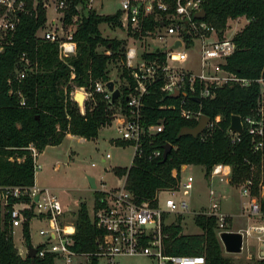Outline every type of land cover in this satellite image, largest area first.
I'll list each match as a JSON object with an SVG mask.
<instances>
[{
    "label": "trees",
    "instance_id": "16d2710c",
    "mask_svg": "<svg viewBox=\"0 0 264 264\" xmlns=\"http://www.w3.org/2000/svg\"><path fill=\"white\" fill-rule=\"evenodd\" d=\"M84 0H69L63 20L72 24L78 12L75 5ZM205 19L218 29L225 28L229 18L244 15L247 22L235 32L234 52L228 56L224 66L237 76L252 81L247 86L224 84L216 88L211 97L200 103L187 93L183 99L186 107L200 108L213 119L220 115L219 122L205 137L182 135V127L194 126L180 114V99L161 90L163 79H157L144 96L143 124L145 127L161 122L160 132H145L141 138V153H135L128 167H114L117 175H126L125 187L136 201H150L157 205L159 191L174 189L179 182V171L183 165H201L208 176L210 168L217 162L232 167L231 182L238 183L247 177L253 178L256 186L264 184V147L253 151L251 138L245 131L241 139L232 142L227 133L232 115L241 118L254 112L261 85L264 87V0H204ZM46 21V11L40 4L31 14H22L9 43L0 51V183H34V167L30 151L32 143L39 151L48 145H58L67 134L94 139L99 130L111 124L114 107L125 111L127 95L134 91L135 82L124 63L120 76L125 84L118 86L120 97L107 101L94 90L96 81H113L109 77V63L123 62L127 37L103 35L101 22L121 26L120 11L102 13L94 7L84 8L75 21L73 38L76 52L63 60L58 55L54 41L36 35L37 29ZM100 46L102 48H100ZM106 49L110 53H106ZM29 60L25 77L17 78L22 69V54ZM262 78L263 83L256 81ZM114 85L115 82L113 81ZM83 87L91 95L85 99L84 112L71 97L75 88ZM20 91V94L18 93ZM21 96L25 103L20 104ZM121 145H132V141L114 139ZM172 145L167 158H150L155 150L163 152V146ZM22 160H10L9 157ZM176 169L177 174L172 175ZM257 188H254V193ZM101 192L94 190V203ZM22 225V237L26 246L32 245L30 235L31 212ZM195 225L200 233H184L180 214L164 225L163 249L166 254L203 255L204 264H232V258L223 254L218 239L215 217L195 214ZM75 232L70 248L79 254H89L87 264H99L91 255L97 249L98 230L86 203L80 202L74 213ZM42 245H36L39 249ZM39 264H55L54 257H36ZM0 264H30V259L19 254L13 241L9 215L0 208ZM255 264H264V257Z\"/></svg>",
    "mask_w": 264,
    "mask_h": 264
},
{
    "label": "built area",
    "instance_id": "2783aa9c",
    "mask_svg": "<svg viewBox=\"0 0 264 264\" xmlns=\"http://www.w3.org/2000/svg\"><path fill=\"white\" fill-rule=\"evenodd\" d=\"M96 8L102 7L103 0H96ZM119 3L121 26L130 36L125 47L123 63L131 73L135 82L134 91L126 97L125 111L115 113V129L118 138L132 141L135 153H141V138L145 132L162 131V123L145 127L143 124L144 96L148 89L159 78L163 79L161 90L167 94L179 91L175 96L180 99V114L186 120L199 122L205 115L200 108L186 107L183 97L189 93L197 103L202 98L214 95L216 88L232 83L247 86L252 80L237 76L227 69L224 64L229 55L235 50L232 35H225V28L218 29L204 16L195 14L204 8V0H117ZM45 8L46 21L40 26L36 35L44 40L54 41L58 46V55L61 59L76 52V41L73 38L75 21L81 12V6L88 9L94 6V0H84L75 5L78 12L73 15L72 24L63 20L65 8L69 0H0V51L9 43L22 14H31L37 10L38 5ZM51 6L58 15L47 19V7ZM205 9V8H204ZM238 17V16H237ZM248 19L246 16H244ZM179 41V42H178ZM190 52L196 53L197 60L189 61ZM106 53H110L106 49ZM23 67L18 70L17 78L25 77L29 60L22 54ZM193 60V59H192ZM30 68V67H29ZM256 81L263 83L262 78ZM107 82L96 81L94 90L101 93L105 100L111 101L112 91L106 86ZM87 99L91 93L83 87L78 88ZM77 90V89H76ZM20 94V91H18ZM71 97L75 100L74 91ZM84 99V100H85ZM199 99V100H197ZM76 101V100H75ZM77 102V101H76ZM25 103L21 96L20 104ZM81 113L84 112L80 106ZM220 120V115L209 118L202 132L198 135L205 137ZM241 131L227 128L228 136L232 142L241 139L245 131L251 138L253 151H260L264 147V87L258 96L254 112L243 118L240 117ZM26 149L30 151L34 171L39 168L38 157L40 151L30 143ZM162 156V151L155 150L150 158ZM106 159L110 154H106ZM10 160H22L21 157H9ZM179 171V177L181 173ZM172 175L177 170H172ZM232 167L228 163L217 162L210 168L208 177L210 182L217 178L220 183L236 184L241 196L248 199L246 206L247 217L258 216L264 218V184L258 182L257 186L251 177L238 183L231 182ZM124 183L126 175L124 174ZM179 178L177 187L169 189L172 193L180 186L187 193L193 185V177L186 176L182 181ZM211 185V184H210ZM257 192L254 193V188ZM100 195L93 203L91 216L98 230L97 249L91 254L97 257L99 264H114L115 258L120 256H143L156 262V264H204L203 255L195 254H166L163 249V227L165 215L187 213V201L180 202V209L172 197H167L162 206L151 205L150 201L138 202L125 184L118 189H98ZM209 203L206 207L194 210V214L213 216L216 219V232L219 241L220 234L229 229L230 215L221 208L220 200L215 198V189L209 188ZM221 198H225L221 194ZM0 208L9 215V224L12 234L15 227L23 225L31 212V219L39 218L47 221V226L39 230L43 236L36 245L35 258H44L52 255L55 264H79L80 257L88 258L89 254H79L70 248L73 243L72 235L75 232L73 221H66L64 208L59 198L46 187L35 182L31 185L1 184ZM252 231L260 233L258 237L264 241V224L249 225L245 228L246 235ZM243 234V231L240 230ZM22 233V232H21ZM22 235V234H21ZM23 238V237H22ZM223 245V244H222ZM19 254L22 255L21 251ZM28 246L25 247L26 256ZM87 264V263H86Z\"/></svg>",
    "mask_w": 264,
    "mask_h": 264
},
{
    "label": "rangeland",
    "instance_id": "374dc122",
    "mask_svg": "<svg viewBox=\"0 0 264 264\" xmlns=\"http://www.w3.org/2000/svg\"><path fill=\"white\" fill-rule=\"evenodd\" d=\"M97 5L98 2L94 0L93 7L102 13H113L119 10L117 0H103L102 7L96 8ZM57 15L51 6L47 7L48 20ZM245 23V17L229 18L225 35L235 34ZM99 26L105 36L127 37V40L130 39L124 28H120V26H112L104 22H101ZM100 48L102 47L100 46ZM196 60V53L192 54L190 52L189 61ZM122 63L120 61L109 63V77L115 82V88L126 83L120 76ZM76 92L82 91L75 88L74 96ZM119 108V105L116 104L114 111L119 112ZM116 137H118V133L115 129V121H111V124L102 127L98 136L94 139H80L79 136L66 135L58 145H49L40 151L38 157L40 167L35 169V182L41 187L49 188L67 210H76L79 202H84L91 214L94 190L90 185L89 177L94 178L98 189L121 188L124 184V176L115 174L112 168L128 167L135 154L133 145L118 144L114 141ZM107 153L110 154L108 159L105 158ZM188 175L193 177V185L187 193L183 192L181 186L173 193L167 189H163L158 193V204L160 206L163 205L167 197H172L175 200L178 209H180L179 205L182 200L187 201L189 211L180 214L183 232L194 233L200 230L193 220L194 210H199L208 205V191L211 186L216 191L215 198L220 200L222 210L230 215L229 229L243 231L241 252L236 254L227 253L221 244L223 254L232 258V264H255L259 258L264 257V246L260 245L263 240L258 238L261 234L252 231L246 235L244 232L249 225L264 224V218L258 216L247 217L248 199L239 194L236 184L230 186L228 183H220L217 178H213L210 182L201 165H188L183 169L180 173L181 183ZM221 194H224V199L221 198ZM73 213V211H65V220L73 221ZM176 216L177 214L168 213L164 216V221L168 224ZM30 222L31 242L36 245L43 238L39 234V230L47 226V221L35 217ZM21 232V226L15 227L13 241L17 249L24 255L26 244L23 241ZM261 252L263 255L260 254ZM78 261H80L79 264H86V258L84 257H80ZM114 264H156V262L143 256H120L115 258Z\"/></svg>",
    "mask_w": 264,
    "mask_h": 264
},
{
    "label": "water",
    "instance_id": "95a60500",
    "mask_svg": "<svg viewBox=\"0 0 264 264\" xmlns=\"http://www.w3.org/2000/svg\"><path fill=\"white\" fill-rule=\"evenodd\" d=\"M206 14V11L204 8H202L200 11H198L195 15L196 16H204ZM179 42V41H178ZM106 86L109 90L112 91L111 95V102L118 99L120 97V91L118 88L114 87L113 81H108ZM179 94V91H175L172 96H177ZM84 94L80 92L75 93V100L77 101L79 106H83L84 104ZM199 100V99H197ZM209 120V117L206 115H202L201 119L195 126H185L182 127L178 133V136L182 135H191V136H197L200 132L203 131L205 125L207 124ZM229 128L233 131H241V124H240V116L239 115H232L230 118V125ZM172 145L170 143H167L163 146V152H162V161H164L167 158V155L169 151L171 150ZM90 185L91 187L95 188V182L93 177H89ZM220 239L222 241L223 247L227 253H240L242 250V244H243V234L240 231H225L220 234ZM261 246H264V241H261ZM35 254H36V248L32 245L28 246V252L26 254V257L30 259V264H39L35 260ZM263 255V253H261Z\"/></svg>",
    "mask_w": 264,
    "mask_h": 264
},
{
    "label": "crops",
    "instance_id": "0c3cea01",
    "mask_svg": "<svg viewBox=\"0 0 264 264\" xmlns=\"http://www.w3.org/2000/svg\"><path fill=\"white\" fill-rule=\"evenodd\" d=\"M238 17H244V15H240V16H238ZM245 19H246V18H245ZM247 20H248V19H246V22H247ZM67 135H70V136H76V135H71V134H67ZM116 138H118V137H116ZM80 139H84V138H83V137H80ZM48 146H49V145H48ZM46 147H47V146H46ZM187 166H188V165H183V166L181 167V170L185 169ZM179 178H180V177H179ZM34 182H35V180H34ZM94 182H95V181H94ZM35 183H36V182H35ZM36 184H37V183H36ZM37 185H38V184H37ZM95 185H96V183H95ZM92 189H93V187H92ZM61 203H62V202H61ZM79 203H80V202H79ZM93 203H94V199H93ZM62 206H63V204H62ZM92 207H93V205H92ZM205 207H206V206H205ZM63 208H64V212H65V211H70V212L73 211V212L75 213V211H76V210H67L64 206H63ZM77 208H78V207H77ZM77 208H76V209H77ZM74 213H73V214H74ZM30 230H31V222H30ZM230 230H231V231H237V230H233V229H230ZM184 233H186V232H184ZM194 233H200V230H198L197 232H194ZM21 234H22V233H21ZM30 235H31V231H30ZM41 240H42V239H41ZM41 240H40V241H41ZM259 240H260V239H259ZM40 241H39V242H40ZM39 242H38V243H39ZM38 243H37V244H38ZM220 243H221V242H220ZM32 245H33V244H32ZM260 245H261V244H260ZM261 253H262V252H261ZM261 253H260V254H261Z\"/></svg>",
    "mask_w": 264,
    "mask_h": 264
},
{
    "label": "bare ground",
    "instance_id": "6f19581e",
    "mask_svg": "<svg viewBox=\"0 0 264 264\" xmlns=\"http://www.w3.org/2000/svg\"><path fill=\"white\" fill-rule=\"evenodd\" d=\"M80 93H82V92H80Z\"/></svg>",
    "mask_w": 264,
    "mask_h": 264
}]
</instances>
